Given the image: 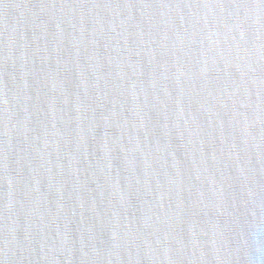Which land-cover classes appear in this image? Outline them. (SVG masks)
<instances>
[{
	"label": "water",
	"instance_id": "1",
	"mask_svg": "<svg viewBox=\"0 0 264 264\" xmlns=\"http://www.w3.org/2000/svg\"><path fill=\"white\" fill-rule=\"evenodd\" d=\"M0 264H264V0H0Z\"/></svg>",
	"mask_w": 264,
	"mask_h": 264
}]
</instances>
